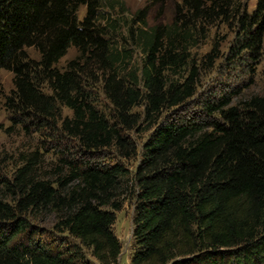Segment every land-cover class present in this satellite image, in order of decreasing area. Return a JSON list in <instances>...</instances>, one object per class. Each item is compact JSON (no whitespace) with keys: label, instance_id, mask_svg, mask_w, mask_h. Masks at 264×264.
<instances>
[{"label":"trees","instance_id":"16d2710c","mask_svg":"<svg viewBox=\"0 0 264 264\" xmlns=\"http://www.w3.org/2000/svg\"><path fill=\"white\" fill-rule=\"evenodd\" d=\"M173 1L171 20L151 25L148 7L125 14V0H0V69L13 74L5 108L24 131L57 141L55 179L37 174L36 152L13 183L0 177V264H91L83 247L116 264L112 224L128 195L129 264H264V92L210 95L167 115L195 96L192 49L217 23L234 30L229 59L262 51L264 0L251 11L243 0ZM70 47L75 56L59 66ZM219 47L202 62L211 67ZM97 84L109 116L95 104ZM143 122L149 133L130 169L138 144L129 132ZM110 148L119 161L93 159ZM39 213L75 241L43 240Z\"/></svg>","mask_w":264,"mask_h":264},{"label":"rangeland","instance_id":"374dc122","mask_svg":"<svg viewBox=\"0 0 264 264\" xmlns=\"http://www.w3.org/2000/svg\"><path fill=\"white\" fill-rule=\"evenodd\" d=\"M248 5V11L254 7L255 0H243ZM148 7V23H167L171 20L174 12V1L166 0L164 4H155L151 0H125V14H130L141 7ZM84 7L78 12V17L84 15ZM234 30L231 26L217 23L210 30L209 36L198 46L192 49L193 58L200 65V78L198 80L197 92L185 107H177L167 111L169 116H183L189 114L193 109L199 106V101L210 95H221L231 91H238L234 100L243 96L264 92V48L256 55L252 56L247 52H240L229 59L228 47L233 38ZM220 46L217 58L210 67L207 62H202L204 54L210 52L214 46ZM28 53L33 58H38V53L33 48H27ZM76 54V50L70 47L66 55L59 61V66ZM13 74L6 69H0V177L13 183L16 170L23 165L26 158L33 152H36L41 163L35 167L38 175L46 179H55L57 170L55 163L57 161V141L55 134L48 132H39L31 128L24 131L19 124H15L9 111L5 108L4 101L6 96L13 88ZM95 98V104L105 115L112 113V105L101 91L97 84L92 88ZM141 112L142 106L134 108ZM63 114L70 115L71 111L65 107ZM147 124L141 123L129 134L138 144V154L135 158L125 162V167L133 169L139 158L140 145L147 137L149 131ZM99 156V155H98ZM96 156V157H98ZM101 162L112 163L119 161L113 148L104 151L98 158H93ZM2 190V189H1ZM0 197L4 194L0 193ZM9 199V198H6ZM134 216V197L128 195L124 198L120 210L115 211V220L112 224V230L120 241L121 249L116 264H129L130 257L134 251L133 230ZM33 223L42 228L44 234L42 239L45 241H75L66 232H57L53 229V216L46 213H39ZM85 258L91 264H99L91 255L90 249L83 247Z\"/></svg>","mask_w":264,"mask_h":264}]
</instances>
